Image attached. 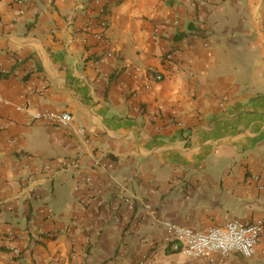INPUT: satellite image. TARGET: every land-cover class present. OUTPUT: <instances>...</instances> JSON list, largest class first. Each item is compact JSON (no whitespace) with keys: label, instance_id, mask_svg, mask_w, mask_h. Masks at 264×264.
Segmentation results:
<instances>
[{"label":"crops","instance_id":"0c3cea01","mask_svg":"<svg viewBox=\"0 0 264 264\" xmlns=\"http://www.w3.org/2000/svg\"><path fill=\"white\" fill-rule=\"evenodd\" d=\"M101 2L0 0V264H208L161 222L264 219V0Z\"/></svg>","mask_w":264,"mask_h":264},{"label":"built area","instance_id":"2783aa9c","mask_svg":"<svg viewBox=\"0 0 264 264\" xmlns=\"http://www.w3.org/2000/svg\"><path fill=\"white\" fill-rule=\"evenodd\" d=\"M97 4V18L90 19L84 26L85 40L93 37L99 42H107L108 30V8L101 0H95ZM159 27L154 29V36H157ZM112 51L108 49L106 57H111ZM136 73L141 71V67H136ZM157 80L163 78L162 75L155 76ZM43 89L47 86L43 83ZM149 89V86H146ZM0 103L11 105L12 101L0 93ZM16 110L25 111L30 119L35 123H47L61 127H67L74 122V117L70 112H57L49 110L29 109L24 105H15ZM181 124V123H180ZM79 132L84 135L85 128L80 127ZM111 167V164L108 166ZM264 175V170L262 171ZM255 178H259L256 176ZM88 182L90 178L86 179ZM165 230V241L172 252L181 253L185 256L203 259L208 264L216 263V256L222 259L227 258L231 253L238 252L244 257L250 258L256 253L257 245L264 234V219L259 218L253 222H242L232 219L221 226H211L206 231H199L193 227L179 225L170 220L161 222ZM11 252L18 256L21 250L11 247Z\"/></svg>","mask_w":264,"mask_h":264}]
</instances>
